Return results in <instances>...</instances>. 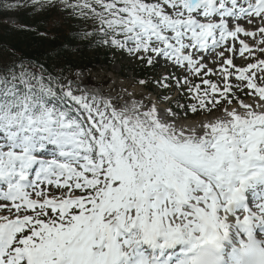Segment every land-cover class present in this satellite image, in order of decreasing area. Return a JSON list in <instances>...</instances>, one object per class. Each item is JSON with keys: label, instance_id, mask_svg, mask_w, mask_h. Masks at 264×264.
Instances as JSON below:
<instances>
[{"label": "snow or ice", "instance_id": "obj_1", "mask_svg": "<svg viewBox=\"0 0 264 264\" xmlns=\"http://www.w3.org/2000/svg\"><path fill=\"white\" fill-rule=\"evenodd\" d=\"M0 8L166 69L112 96L0 63V264H264V0Z\"/></svg>", "mask_w": 264, "mask_h": 264}, {"label": "trees", "instance_id": "obj_2", "mask_svg": "<svg viewBox=\"0 0 264 264\" xmlns=\"http://www.w3.org/2000/svg\"><path fill=\"white\" fill-rule=\"evenodd\" d=\"M15 17L17 22L7 21ZM84 27L83 21L70 17L67 13L50 10L44 13L31 14V9L4 10L0 8V63L9 62L20 57L36 61L53 75L61 79L72 76L74 71L96 67L100 62H107L109 48L97 47L89 39L72 36L73 32ZM46 33L47 38L39 33ZM69 45L74 50H68ZM140 77L151 75L142 66L133 70ZM91 83V80H87Z\"/></svg>", "mask_w": 264, "mask_h": 264}, {"label": "rangeland", "instance_id": "obj_3", "mask_svg": "<svg viewBox=\"0 0 264 264\" xmlns=\"http://www.w3.org/2000/svg\"><path fill=\"white\" fill-rule=\"evenodd\" d=\"M7 20L9 22H17L15 17H10ZM110 58L111 62H102L95 67V70L89 72H91V77L94 81L102 82L107 80L108 85L104 87V92L106 95L115 96L117 93H121L122 88L136 85V81L141 78H139L136 72H133L135 68H138L139 64L135 60L129 58L126 54L112 49ZM163 71H166V69L158 68L153 70L155 73ZM77 75L79 86L85 88L82 87V85L88 76L81 72ZM131 90L132 88L129 87V91ZM193 119H195V117H193Z\"/></svg>", "mask_w": 264, "mask_h": 264}, {"label": "bare ground", "instance_id": "obj_4", "mask_svg": "<svg viewBox=\"0 0 264 264\" xmlns=\"http://www.w3.org/2000/svg\"><path fill=\"white\" fill-rule=\"evenodd\" d=\"M100 92V91H99Z\"/></svg>", "mask_w": 264, "mask_h": 264}]
</instances>
